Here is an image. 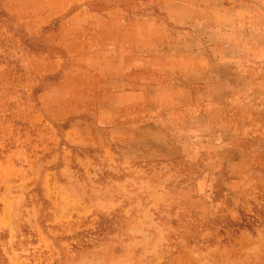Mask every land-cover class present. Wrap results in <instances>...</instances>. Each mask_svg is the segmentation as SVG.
Returning <instances> with one entry per match:
<instances>
[{"label": "rangeland", "instance_id": "374dc122", "mask_svg": "<svg viewBox=\"0 0 264 264\" xmlns=\"http://www.w3.org/2000/svg\"><path fill=\"white\" fill-rule=\"evenodd\" d=\"M0 264H264V0H0Z\"/></svg>", "mask_w": 264, "mask_h": 264}, {"label": "trees", "instance_id": "16d2710c", "mask_svg": "<svg viewBox=\"0 0 264 264\" xmlns=\"http://www.w3.org/2000/svg\"><path fill=\"white\" fill-rule=\"evenodd\" d=\"M253 221L254 220H252V218H250L248 215H243L240 222H235V223L231 224V226L236 227V229H233L230 232L236 234L238 229H241V228H247L248 229L251 225H253Z\"/></svg>", "mask_w": 264, "mask_h": 264}]
</instances>
